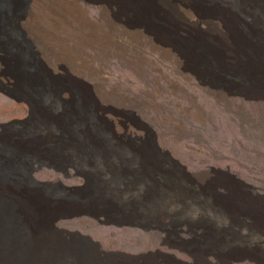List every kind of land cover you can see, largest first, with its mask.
<instances>
[{
	"label": "rangeland",
	"instance_id": "1",
	"mask_svg": "<svg viewBox=\"0 0 264 264\" xmlns=\"http://www.w3.org/2000/svg\"><path fill=\"white\" fill-rule=\"evenodd\" d=\"M47 1L31 28L20 8L0 11V161L22 169L14 179H0V228L10 229L0 236V248L11 249L1 254L0 264H264V231L241 236L264 226V92L240 84L248 67L254 81H264V15L233 5L257 0H140L138 12L123 9L122 0H77L82 19L70 9L74 0H65L66 6ZM188 2L207 12L184 11ZM215 3L222 7L216 14ZM231 34L240 37L235 46ZM250 35L252 42L244 43ZM55 38L66 44L64 59L55 58L61 50L55 49ZM215 78L236 82L231 91L236 96L211 85ZM103 149L110 154L104 161ZM168 154L185 171L166 164L144 178L158 186L167 182L162 191L183 195V201L177 194L168 201L162 192L166 204L153 209L169 233L107 225L104 216L83 215H98L99 208L89 202L91 186L76 175V166L91 183L108 178L128 199L146 194L147 186L140 176L101 173L103 163L123 161L131 170L137 164L126 161H164ZM27 161L52 168L36 172V182L26 172ZM164 170L172 174L167 177ZM214 170L234 174L259 193L237 182L210 183L214 179L206 174ZM230 200L229 206L238 207L237 223L220 207ZM212 231L220 234L212 239Z\"/></svg>",
	"mask_w": 264,
	"mask_h": 264
},
{
	"label": "bare ground",
	"instance_id": "2",
	"mask_svg": "<svg viewBox=\"0 0 264 264\" xmlns=\"http://www.w3.org/2000/svg\"><path fill=\"white\" fill-rule=\"evenodd\" d=\"M31 1H32V4H31ZM44 1H46V0H0V11H6V12L9 11L10 12L12 9H14L16 7L20 8L22 10V13H23L22 15H24L25 18L27 19V21L25 22V26L28 27V28H31V26L33 24L34 25L37 24V20H36L35 16L37 17V10L39 8H41L42 4L46 3ZM57 1H59L62 5H65V3H64L65 0H57ZM48 4H52V0H50ZM119 4L125 10H127V9H128V11L132 10L131 12H138V11H141V9H142L140 7L142 5V2L140 0H122L121 2H119ZM214 5H215V8L213 10L214 11L213 13H215V14L219 13L220 10H222V7H221L220 3H215ZM233 5L246 6L247 8H250L251 10L254 9L257 12H259V15H261L262 13L264 15V1H261V0L252 1L250 3L249 2H239V3L233 4ZM69 6L71 7V8L70 7L69 8L72 9V12H74V16H76L77 18H81L82 19L81 13L78 10L77 0H74ZM182 6H183L182 9L184 11H187V12L193 11V12H195L197 14H200V13H203V12H207L206 8L204 6H200V4L196 5L193 2H188L186 4H182ZM152 10L158 11V5L154 4L152 6ZM49 15H51V14H48L47 16H49ZM51 17H52V15H51ZM70 22L71 21H67V24H71ZM38 24H40V22ZM10 25H11V20L7 19V28H9ZM68 26H71V25H68ZM231 26L234 27L235 24L231 23ZM229 27H230V25H229ZM54 29H56V28L54 27L50 31L52 32V34H54L56 36V32H58L59 30H57L58 29L57 28L56 32H53ZM71 31H74V30H71ZM40 33H42V32H40ZM68 33L70 34L71 32H68ZM71 34H73V33H71ZM252 37H254V36L250 35V37H248L245 40L244 43H246V42H250L251 43L252 42V39H251ZM239 38H240L239 35L231 34L230 37H229L230 44L235 46L236 45L235 42H240ZM39 40L40 39L37 38V44L40 45L41 42ZM41 44H44V43L42 42ZM54 46H55V49L56 48L58 49V47H60L59 49H61V50H59L60 52H58L59 54H57V56H55L56 60L64 59V58L67 57L68 49H66L67 47H66L65 43L59 42L55 38ZM231 53L233 54V58L239 59L241 57L239 50L231 51ZM41 54L47 60V62L48 61L51 62L50 61L51 60L50 56H48V54L45 53V51L42 50V49H41ZM72 54H74L73 51H72ZM250 54H251V51L250 52L247 51V54H246L245 58H247V59L249 58L250 61H251V58L253 59L254 57L251 56ZM216 55H218V52H217ZM187 56L191 58V61L198 62L197 57L195 56V54H194V56H195L194 57L190 52H188ZM215 58H217V57H215ZM218 59H220V58H218ZM260 59L264 62V55ZM198 65H199V63H198ZM193 67L196 69L195 70L196 73L201 74L203 76L204 73H202V71L197 68L198 66L195 63H194ZM262 67L264 68V66H262ZM253 71H254L253 69L250 70V68L248 67L246 72L244 71L243 73H241L243 79H242L240 84L243 85V86H246V87L253 88V89L259 91L260 93H262V92H264V81L262 79H257L256 81H254L253 78H254L255 72L253 73ZM261 75L264 76V71H262ZM233 76H234V74H233ZM211 83H212L211 85H215V86L216 85H223V87H225V89L228 92L233 91L235 89V87H237V85H238L236 82L235 83L234 82H225V83L222 82L221 83L220 80H218L217 78L211 79ZM232 94H234V93H232ZM234 96H236V94H234ZM23 100H26V97H23V99H20L21 102H25ZM28 100H30V99L28 98ZM256 100H258V99H256ZM39 119H41V118H39ZM39 121H38V123H39ZM43 126H44V124L35 125V127H39V128H44ZM157 142L158 141L156 140V143ZM73 150H75V152L77 153V149H73ZM108 154H109L108 150H105V149L102 150L103 161L106 160V158L110 155V154L109 155ZM91 155H92L91 151H86L85 152V156L88 157V156H91ZM128 157L129 156H126V155H122L121 156L122 159L126 158V159L130 160V157L129 158ZM134 157H136V156H133L131 158H134ZM136 159H137V157H136ZM106 162H108V161H106ZM35 163H36L35 161H31V162L27 161L24 167L28 166V168H26V170H27L26 172H27L28 176L30 177V180H34V181L38 182L37 179L35 178L34 174L36 172L40 171L41 169H43L44 167H47V168H52V167L51 166H45V165H43L41 163L39 164V166H35ZM108 163H109L108 165L105 162L103 163V168L101 169V173H105V171L108 170L113 176H115V177H117L119 179H122V177H124V176L128 177L129 175H131V176H133L135 178L136 177L138 178L140 176L139 177V181L144 182V184H145L144 186H147V188L146 187L143 188V189H145L146 194H139L138 196L133 195L132 197H130L128 199L124 198V197H122V195L125 194L126 191H124L123 189L118 188V187H116V189L111 187V181H109L108 178L107 179L105 177L101 178L100 181L97 184L91 183V182H89L88 177L85 174L86 172L82 171L81 169H79L76 166L75 167L76 168L75 170L77 171L76 175L79 176V177H82V178H84L86 180V186H89V187L91 186L92 198L89 199L90 200L89 202H91L92 204L97 205L98 208H99L98 215L93 213V212H91V211L83 212V215H89V216H92V217L104 216V217H106L107 221H105L103 223H105L107 225H116L118 227H123V226H132V227H138V228L140 227V228H143L144 230H159V231H162V232L166 231V232L169 233V230L167 229V225L165 223L159 221L155 216H153L152 212H153L154 208H157V207L159 208V206H164V204H166L167 201H164V199L162 198V196H163L162 192H164L166 194V196L164 198H166V200H168V201H174L173 198L176 197V194L180 197L182 195V193L181 192H174V191L172 193H168V192L162 191V188H163L162 186H165V188L168 187L167 186L168 185L167 182H162L163 184H160V186H161L160 187V186H158V184H155V183L150 184V183H148L145 178L157 175L158 174L157 173V169L158 170H162V167L165 166L166 164H172V165L173 164H179V166H180L179 168H181L184 171H185L186 167L182 166L180 164V162L177 159H175L170 154H168V157H166V159L164 161H161V160H155L154 161V159L153 160H148L146 158H144L143 162L142 161L139 162V160L135 161V160H132V159H131V161H126L125 162L126 164H130V163H132L133 165L135 163L137 164L136 166L134 165V167H131L132 169L131 170L129 169L130 171L125 169V168H123V161H112V162H108ZM153 166H157V168H154ZM20 170H22V169H19L17 167H11V166L4 165L0 161V179L3 178L4 180H7V181H9L11 179H14L13 175L17 171H20ZM58 171H61V170H58ZM163 173L166 174L167 177H169V175L172 174L171 172L165 171V170L163 171ZM213 173L214 174H206L209 177L211 176L212 179H214V180H210V183L218 181V183L219 182L220 183L223 182L224 184H235L237 182V184L239 183V185L242 186L243 188L247 187L248 189H250V192H252L254 194H258L259 193L254 186H251L250 184L243 183L241 180H239L240 178L236 177L234 174L228 173V175H226V173H221V172H218V171H215V170L213 171ZM220 174L222 175V177H220ZM204 175H205V173H203V174L201 173V176H204ZM192 178H193V176H192ZM208 182H209V180H208ZM139 183H141V182H139ZM118 184H120V183H118ZM125 185L129 186L128 184H125ZM210 186H211V184H210ZM135 189L139 190V189H141V187L137 186V187H135ZM117 192H119V193H117ZM217 192L221 196L224 195V191L223 190H218ZM242 192H244V191H242ZM93 193H95L94 194L95 196L93 195ZM183 193H185V192H183ZM193 194L196 196L197 199H200L201 196H202V194H199L196 190H194L192 192V195ZM146 195H147V197H145ZM184 196L186 198L187 195H184ZM256 196H258V195H256ZM262 197L264 198V196H262ZM188 198H190V196ZM181 199L182 200H180L178 198L179 201H183V199H184L183 195H182ZM202 199H200V200H202ZM160 201H162V202H160ZM226 204H227V206L225 205L226 207L220 206V207H222L221 210L224 211L223 213H226V214L229 213L228 216H229L230 220L233 221V220H235V217H236V216L235 217L233 216V212H234V210L237 211L238 207L237 206H229V205L232 204L231 200L230 201H226ZM34 214L37 215L38 212H37V214L34 212ZM25 215L28 218V215H30V214L28 212L26 214V212H25ZM73 217L74 216L71 215V216H66L65 218H73ZM205 217L206 216H204V214H203V215L199 216L198 219H202V218L204 219ZM235 222H236V220H235ZM179 223L181 225H184L185 223H189V220H187L186 222H184L183 220H180ZM216 227L217 228H221L222 225H218ZM233 227H235V229H238L240 226L236 224ZM251 227H253V226H251ZM9 228H10V226H9ZM253 229H259V232L263 233L264 226H262L261 228L260 227L258 228V226L254 227V228H251L248 233L242 234L241 236H243L245 239H247L249 237V235L253 232ZM8 231H10V229H8L7 231H4V229L0 228V236L4 235V233H6ZM243 232H244V230H243ZM219 234H220V231H218V232L212 231V233L210 234L211 235L210 237L213 239L214 237H216V235H219ZM20 237L22 239H24V234H22V236H20ZM87 239H89L90 241L92 240L91 237H88ZM96 244H98V243H96ZM233 244L235 245V244H237V242L236 243L234 242ZM234 245H230V247L229 246L228 247L231 249L232 252L233 251H239V249L234 248ZM0 249H1L0 250V256H2L1 255L2 253L3 254L4 253H9L11 251V249H5V248H0ZM34 250L36 251V249H34ZM35 257L36 256H32L31 258H35ZM6 258L7 257H5V259ZM4 261H6V260H4Z\"/></svg>",
	"mask_w": 264,
	"mask_h": 264
}]
</instances>
